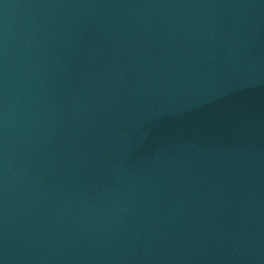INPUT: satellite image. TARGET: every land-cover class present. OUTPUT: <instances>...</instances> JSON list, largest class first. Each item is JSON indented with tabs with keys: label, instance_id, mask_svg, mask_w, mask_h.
Returning <instances> with one entry per match:
<instances>
[{
	"label": "water",
	"instance_id": "obj_1",
	"mask_svg": "<svg viewBox=\"0 0 264 264\" xmlns=\"http://www.w3.org/2000/svg\"><path fill=\"white\" fill-rule=\"evenodd\" d=\"M0 264H264V0H0Z\"/></svg>",
	"mask_w": 264,
	"mask_h": 264
}]
</instances>
